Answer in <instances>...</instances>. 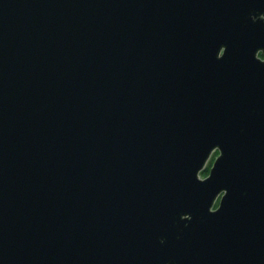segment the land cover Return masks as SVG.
<instances>
[{"label": "water", "instance_id": "water-1", "mask_svg": "<svg viewBox=\"0 0 264 264\" xmlns=\"http://www.w3.org/2000/svg\"><path fill=\"white\" fill-rule=\"evenodd\" d=\"M0 264H264V0H0Z\"/></svg>", "mask_w": 264, "mask_h": 264}, {"label": "rangeland", "instance_id": "rangeland-1", "mask_svg": "<svg viewBox=\"0 0 264 264\" xmlns=\"http://www.w3.org/2000/svg\"><path fill=\"white\" fill-rule=\"evenodd\" d=\"M212 164H210L209 168L211 167ZM209 170V169H208ZM208 175V171H206L204 174H202V177H206Z\"/></svg>", "mask_w": 264, "mask_h": 264}]
</instances>
